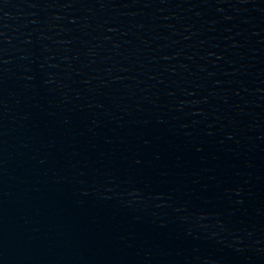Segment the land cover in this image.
Segmentation results:
<instances>
[{
	"label": "water",
	"instance_id": "obj_1",
	"mask_svg": "<svg viewBox=\"0 0 264 264\" xmlns=\"http://www.w3.org/2000/svg\"><path fill=\"white\" fill-rule=\"evenodd\" d=\"M0 264H264V0H0Z\"/></svg>",
	"mask_w": 264,
	"mask_h": 264
}]
</instances>
